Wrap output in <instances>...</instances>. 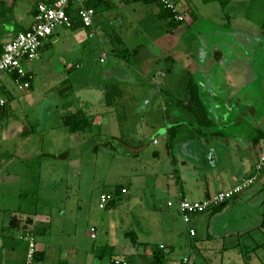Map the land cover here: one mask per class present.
<instances>
[{
    "label": "rangeland",
    "instance_id": "1",
    "mask_svg": "<svg viewBox=\"0 0 264 264\" xmlns=\"http://www.w3.org/2000/svg\"><path fill=\"white\" fill-rule=\"evenodd\" d=\"M34 1L26 0L25 3L33 5ZM174 1L179 3V0ZM182 1L197 15L198 23L193 24L185 14L186 22L169 28L159 19L156 5L125 4L117 0L115 10L96 12L91 30L62 26L54 29L53 35L43 43L40 58L26 64L34 73L31 90H18L9 74L3 77L9 81L16 100L9 101L8 116L4 117L3 125L0 123V230L6 213L38 214L30 218L31 222L28 217L18 216L13 221L28 232H47L35 236L38 249L46 252L41 264H110L116 257L130 264H147L153 258L145 254V249L155 253L163 243L178 244L167 239L172 230L183 231V242L191 245L186 223L176 211V190L170 174L166 140L160 139L166 130L152 127L155 123H164L167 113L161 95L157 94L149 77L174 67L171 75L164 73L162 85L165 82L164 93L175 92L179 99L187 97V85L192 80L209 87L208 79L197 74L196 53L205 44L202 33L211 34L213 26L227 33L235 28L263 32L264 0H232L226 8L213 0L210 3ZM186 6L181 7L182 12ZM115 16L122 22L121 26L112 24ZM25 18L22 30L33 22L30 15L26 14ZM135 50H138L136 55L133 54ZM150 50L158 52L159 64L153 61L148 53ZM191 50L195 59L188 57ZM165 55L171 57L167 62ZM232 55L211 74L216 86L211 92L220 103L230 96L233 109L220 111L217 106L206 105L210 113L215 112L216 123L211 131L197 132L196 138L202 139L204 149L210 148L213 139L216 140L213 134L219 131L225 138L236 137L237 140L229 145L231 149H244L254 134L264 133V73L259 74L264 59L254 61L249 56L239 60ZM124 63L131 67L126 71L135 76L136 82L124 83L126 73H123L124 82L113 83V76L122 72L112 70L113 65ZM254 65L256 69H253ZM189 71L193 73V79ZM233 86L237 89L233 90ZM112 87L119 92L114 98V107L106 102ZM65 88L71 89L63 93ZM92 91L93 100L94 97L97 100L86 105L84 98ZM28 97L33 98L34 105ZM202 99L204 102L209 100L204 92ZM79 110L91 117L99 115L104 119V125L99 127L102 120L97 122L95 129L87 131L78 144L72 145L67 140L68 130L62 116H70ZM50 117L51 122L48 121ZM241 121L253 129L240 125ZM47 123L53 126V132L45 130ZM21 126L26 129L17 131ZM162 127L166 128V124ZM191 130L187 125L185 132L192 135L195 132ZM13 134L18 137L10 149L6 140ZM158 139L159 142L155 141ZM214 148L221 147L214 145ZM261 148H264V140L259 144L258 149ZM16 149L19 152L15 155L9 152ZM156 153L160 156H155ZM203 169L200 171L206 178H202L208 182L210 171L207 166ZM104 195L112 196L114 204L101 209ZM198 199L194 197L193 201ZM169 202L175 207H168ZM10 215L6 217L7 225ZM137 222L142 223L141 228ZM6 230L5 234L21 250L29 246L21 239L24 233ZM127 232L137 233V246L125 236ZM150 232L153 237L148 236ZM2 235L0 231L1 238ZM102 248L108 252L100 259L96 253ZM218 252L208 251L207 258L214 264H227ZM191 258L193 262L197 261L195 254ZM23 261L25 263L20 258V262Z\"/></svg>",
    "mask_w": 264,
    "mask_h": 264
},
{
    "label": "crops",
    "instance_id": "2",
    "mask_svg": "<svg viewBox=\"0 0 264 264\" xmlns=\"http://www.w3.org/2000/svg\"><path fill=\"white\" fill-rule=\"evenodd\" d=\"M5 1L7 3V7H13L15 9V17L11 21L10 29L8 30V34L0 37V46L3 47L5 44L10 42L15 35L23 28V22L26 19V14L30 15L32 17L33 22L28 23L24 30L29 29L35 22V13L32 12L34 6L39 5L41 3L48 4L49 2L53 0H35L33 2V5H26L24 0H0ZM114 2L117 0H113ZM124 1V0H122ZM177 2V1H176ZM232 2V1H231ZM230 2V3H231ZM179 3L181 7L186 6V3L182 0H179ZM187 8L189 6H186ZM26 14H24V11ZM187 9L185 8V11ZM113 18V16H112ZM187 20V18H186ZM185 20V22H186ZM118 18H114L113 23L117 27L122 25V22H117ZM198 23V17L197 21L193 24ZM219 27V26H218ZM85 28V27H84ZM213 31L211 34H208L209 32H203L202 37L205 42V46L211 45L216 47L217 49L221 48L217 47L219 46L218 43L223 37L228 36L229 34H238V33H244L248 36H256L260 37L263 32H256L251 30H244L240 28L232 29L229 33L221 31L222 28H217L213 26ZM23 30V31H24ZM197 41H200L199 39ZM202 42V41H201ZM198 43V42H197ZM44 48V47H43ZM43 48L41 49V52L43 51ZM207 48V47H206ZM203 51V50H202ZM40 52V54H41ZM138 53V52H137ZM151 54V57L154 59V62H157V58H159L158 52L150 50L148 52ZM193 50H191L188 54L190 57L192 56ZM232 57H236L235 53L233 51ZM229 54V55H231ZM168 57L167 55H165ZM163 56V58H166ZM227 56V55H225ZM40 58V57H39ZM104 58H106L104 56ZM171 58V57H170ZM169 57L167 58L166 62L169 61ZM229 58V57H228ZM237 59V58H236ZM104 60H102L103 62ZM242 61V60H241ZM245 61V60H243ZM160 62V61H159ZM159 62H157L159 64ZM175 63V61H174ZM251 64V63H250ZM28 65V64H27ZM126 66V67H125ZM123 67V68H121ZM131 68L127 64H117L113 65V69H119L122 72L116 73L115 76H113V83L115 81H123V78L121 75L123 73H126L125 82L124 83H133L136 82L134 79V75L127 74L126 71L128 68ZM27 71L29 72L30 77L32 78L31 87L30 89L25 90H31L34 81V73L29 67H27ZM125 70H122L124 69ZM255 67H253L254 69ZM256 69V68H255ZM161 70V69H160ZM110 71V70H109ZM106 74L108 75V72ZM116 71V70H115ZM160 72V71H159ZM173 68H169L166 71H161L158 75L154 74L151 75L150 81L155 84V89L158 90L159 88L163 89V86L165 87L166 84L163 82L162 85V78L164 77V73L167 75H171L173 73ZM176 74H179L178 72H175ZM252 73L256 74L254 70H252ZM129 75V76H128ZM157 75V76H156ZM147 77V76H146ZM10 81H15L16 85L17 82L14 79L12 75H9ZM158 82V84L156 83ZM8 80L2 79V87L0 92V123L3 125L2 121L4 120V117L1 115V100L4 99L6 101V105L9 104V101L16 100L15 94L13 93L12 89L10 88L8 84ZM160 84V85H159ZM214 85V83H213ZM18 87V85H17ZM216 88V86L214 85ZM169 88V87H168ZM18 90L19 87L17 88ZM71 88H65L63 90V93L65 91H69ZM233 90H236L237 88L233 86ZM173 91V90H172ZM69 93V92H68ZM98 93V91H97ZM166 94V93H165ZM214 94V92H213ZM93 91L90 93H87V98H84V103L86 105L94 104L97 99L93 100ZM100 94H98L99 96ZM166 96V95H165ZM168 97H171L174 99L173 103L180 104V102L184 99H179L176 97L175 92L174 93H168ZM210 95L207 96L209 98ZM206 98V100H207ZM215 99V105L221 109H230L232 110V102L227 98L224 101H217L218 97L214 95L213 97ZM165 99L162 96V100ZM186 99V98H185ZM28 101L31 102L32 105H34L33 98L28 97ZM33 101V102H32ZM151 101V100H150ZM204 102V101H203ZM34 103V104H33ZM213 102H204L207 106H210V104ZM148 104V103H147ZM150 104V102H149ZM212 105V104H211ZM221 105V106H220ZM251 115L254 114L252 110ZM249 111V113H250ZM165 116L164 123L166 124V128L162 127V124H154L152 127L154 129H165L166 134L161 137L160 139L166 140V144H168V135L169 130L176 124H180L181 126L189 125L187 118L184 117L183 119H177L176 116L170 115L168 112ZM215 112L210 113L211 118H213V115ZM52 116V115H51ZM49 117V116H48ZM95 119L91 120L93 122L92 124V130L96 128L97 122L99 123V127H102L104 125V119H101L99 115L94 116ZM52 117L49 118V122L52 121ZM65 116H62V122ZM186 119V120H185ZM249 130H252L250 125L247 124L244 121L240 122V125H244ZM23 126L17 128L22 129ZM187 128V126H186ZM186 128L182 129L184 132H181V139L180 141V149H173L172 151H169V157H170V174L172 177V180L175 184V190H176V201L178 202L180 199H194V197H198V200L194 201H201L206 198H209L210 196L221 192V191H227L242 182L243 180L247 179L253 174V170L258 164L259 161V155L260 153L264 152V148L258 149L259 144L253 143V137L249 138V141L246 142L244 149H231L229 145H231V142H235L236 137L233 138H225V135L221 137L215 138V142L213 143L215 146L219 143V145H224L230 148V149H215V152L213 151L212 146L210 148L204 149L202 146L199 148V144L197 143V138L192 137L186 138L190 134H187ZM26 129V126L25 128ZM45 130L49 131L51 130L53 132V126L47 125L45 126ZM91 130V131H92ZM25 131V130H24ZM27 131V130H26ZM30 132H28L29 134ZM86 133H69L68 131V142H70L72 145L78 144L80 142V139L82 136H84ZM102 134V131H101ZM115 135H113L110 138H113ZM18 137L16 134L10 135L6 142L10 145V149H12L11 145H13L14 139ZM160 139L155 141H160ZM195 139V144L193 143V140ZM72 141V142H71ZM251 142V143H250ZM158 144V143H157ZM156 144V145H157ZM213 145V146H214ZM250 147V149H247ZM253 147L254 149H251ZM8 149V148H7ZM12 153V155H15L19 152V150L16 149V151H9ZM255 153V156L253 154ZM158 153L155 154L157 156ZM159 155V154H158ZM211 155L218 156V161H216V158L213 157V159L210 158ZM160 156V155H159ZM205 166L208 167V171L210 174L209 181L206 182L205 175H202V172L200 171V168L203 169ZM204 170V169H203ZM205 177V178H202ZM260 185H263L261 189H257L260 187ZM170 189H168L169 191ZM198 192V193H197ZM177 211V210H176ZM178 212V211H177ZM7 214L10 215V221L9 225H7ZM15 216L20 217H29L28 215H22L20 213H6V219L4 218L2 221V231L3 235L2 238L0 237V252L2 254V258H0V264H23L20 262V258L25 260L24 264H27L28 261V252H29V246H27L24 249H20L17 244L13 243V239L9 238L7 236V230L15 229L20 234L26 233L28 234V229H25V227L18 225V223L13 224V219L16 218ZM138 223V222H137ZM16 224V225H15ZM171 227H174L173 222H170ZM16 227V228H15ZM138 227H142V223H138ZM187 231L191 238V245L188 246L185 242L182 240V236L184 235L183 231H176L172 230L167 234V239L170 241H176L178 244H161V246H166L168 248H174V253L171 254L167 260V264H180L181 260L184 257L191 258L192 254H195L197 257V261L192 262L193 264H214L213 261L209 258H207L208 251H219L218 253H221L223 255V260L227 264H264V171L257 183L254 184L253 187L243 192L241 195L237 196L233 200H231L229 203H227L224 207L221 208L220 211L214 212L213 210L199 216L193 217L191 222L189 224H186ZM191 230H194L196 232V236L191 235ZM6 233V234H5ZM25 234V235H26ZM153 234L150 232L148 234L149 237H153ZM22 238V236H21ZM26 241V240H25ZM27 242V241H26ZM38 246V242H37ZM125 248H123L124 250ZM22 252H21V251ZM145 254L152 255V260H150L147 264H155V255L152 251H149L148 249H145ZM18 254H22L21 257H18ZM227 259V261H225ZM125 260V259H122ZM128 264H130L127 260H125ZM112 262V259L110 260ZM41 264V263H39ZM111 264V263H110ZM224 264V263H223Z\"/></svg>",
    "mask_w": 264,
    "mask_h": 264
},
{
    "label": "built area",
    "instance_id": "3",
    "mask_svg": "<svg viewBox=\"0 0 264 264\" xmlns=\"http://www.w3.org/2000/svg\"><path fill=\"white\" fill-rule=\"evenodd\" d=\"M84 0H53L51 4L41 3L37 7V14L35 16L34 24L25 32L19 33L10 42L5 44L0 53V92L2 87V79L5 75H18L20 79H26L20 82L16 81L20 90L30 88V81L32 78L27 71L26 64L38 60L43 43L54 33V29L58 26L71 28L72 19L68 14V8L72 4H77L82 7L80 12L81 20L85 27L93 28L95 11L83 8ZM166 9L174 11L178 21L186 19L185 11H181L180 3L174 0H161ZM6 101L1 100V105ZM264 171V153L260 156L258 164L256 165V172L250 177L243 180L233 188L227 191H221L212 195L208 199L201 201H192L189 199H180L177 202L176 209L183 217L186 224H189L193 217L206 214L224 203L230 202L237 196L241 195L246 190L250 189L257 183ZM112 196L104 195L101 200V209H105ZM168 207H175L173 202L168 203ZM191 235L196 236V232L191 230ZM95 237V236H93ZM29 243L28 261L27 264H35L34 256L38 251L37 239L35 236L22 237ZM161 249L166 253L169 252L168 247L161 246ZM111 264H128L121 259H115ZM180 264H193L191 258L184 257Z\"/></svg>",
    "mask_w": 264,
    "mask_h": 264
},
{
    "label": "trees",
    "instance_id": "4",
    "mask_svg": "<svg viewBox=\"0 0 264 264\" xmlns=\"http://www.w3.org/2000/svg\"><path fill=\"white\" fill-rule=\"evenodd\" d=\"M211 1L210 0H204L205 3H210ZM213 1H218L222 8H226L232 0H227V1L213 0ZM124 2H125V4L143 3L147 6L156 5L159 8V13H158L159 19L162 22H165L169 28L177 27V26H179L185 22V20L184 21H178L176 19L177 14L172 10L166 9L161 0H124ZM51 3H52V1L49 2L48 4H51ZM82 6H83V8H88V9L95 11V15H96V12L99 11L100 9L109 12V11H113L117 8V6L113 0H84ZM37 7H38V5L34 6V8L32 10V12L35 13V16L37 14ZM81 9H82V7H80L77 4H72L68 8V14H69L70 18L72 19V27H71L72 29L85 27L82 20H81V17H80ZM186 9H187L185 11V12H187L186 14L190 17L191 21L193 23H195L197 21V15L192 12L190 7L186 8ZM14 17H15V9L13 7L8 8L7 3L5 1H1L0 2V37L8 34V30H6V29H10V25L12 22L11 20L14 19ZM85 28H87V27H85ZM88 29L91 30L92 28H88ZM27 30L23 31L21 29L15 35V37L19 33L25 32ZM2 48L3 47L0 46V53L2 52ZM128 51L129 50H127L126 52H128ZM137 52H138V50L137 51L135 50L133 52V54L135 53V55H136ZM13 77L16 81L19 80L20 82L26 80V79H20L19 76L16 74L13 75ZM29 81H30V87H31L32 80H29ZM118 93L119 92H118L116 87L111 88V90L106 95V102H107L108 106L114 107V98L116 97V95H118ZM187 96H188V99L182 100L179 104V107L182 108L184 111H186L189 115L188 117L191 118L195 122V124L197 125V127L199 129V133L203 134V131H211L213 129L212 126L216 123V121L211 118L210 112L207 110V106L203 102L201 89L195 83L194 80L190 81V83L187 85ZM6 107H7V105L4 104V105H2V108H1V115L3 117L8 116V113H7L8 111H7ZM94 119H95L94 116L91 117L89 115H86L84 110H79L78 112H76L70 116L65 117L63 119V122H64L65 128L70 133L77 134V133H86L89 130L91 131L92 130V124H93V122L91 120H94ZM180 127H181L180 124H176L175 126L170 128V130H169L168 144H167V148L169 151L173 150L172 148L178 140V131H179ZM213 135H214V138L223 136V134L220 131H219V133H214ZM111 139H113V138H111ZM262 140H264V133L262 131H259L257 134H254V137H253V143L254 144L257 145ZM206 199H208V198H206ZM227 203H229V202H227ZM227 203H224L218 207H215L213 209V211L214 212L220 211L221 208L224 207ZM112 204H114L113 198L108 205H112ZM37 215L38 214H33V215L29 214L28 215L29 216L28 222H31V219H30L31 217H35ZM14 223H16V222L13 221V224ZM46 233L47 232H45V231H39V230H35L34 232H28V234L32 235V236L46 235ZM25 234H24V237H26V235H27V234L26 235ZM125 236L131 240V243L133 246H137L139 244V240H138L136 232H127L125 234ZM168 250H169L168 253H166L162 249H159V252L154 253L155 260H156L155 264H167V260H168L169 256L174 253V248L171 247V248H168ZM107 252H108V249L102 248L100 252L96 253V257L103 259L107 256ZM45 256H46L45 250L38 249V251L35 253V256H34V263L35 264L42 263L43 260L45 259ZM115 259H121V258H118V257L112 258V262H114Z\"/></svg>",
    "mask_w": 264,
    "mask_h": 264
},
{
    "label": "flooded vegetation",
    "instance_id": "5",
    "mask_svg": "<svg viewBox=\"0 0 264 264\" xmlns=\"http://www.w3.org/2000/svg\"><path fill=\"white\" fill-rule=\"evenodd\" d=\"M261 34L262 35L260 37L251 36V35L248 36L247 34H244V33H238L237 35L236 34H229L228 36L223 37L224 39L219 41V43H218L219 46H217V47L221 46V48H219V49H217L214 46H212L210 48V46L209 47L205 46V44L201 45V47H200L201 49L198 51V53H196L198 56L197 57L198 65H197V63H196V65L199 68V70H197V74L201 73V75H203V77L205 79H208L210 86L206 87L203 84V82L199 83V81H197V85L201 89V94H202V92H204L206 94V98L208 95H210V97L208 98L209 100H207V102L208 103L213 102V103H211L212 105L210 104L209 107H212L213 105H215V102H214L215 99L213 98L214 94L211 92V89L214 87V85H213L214 82L211 79V74L214 72V70L216 69V67L219 64H223L224 62L227 61V59H228L227 57L228 56L230 57V55H227V52L229 54H231L234 51L236 58H239V60L243 59V58H247L249 56L254 58L255 59L254 61H259L261 58L264 59V33H261ZM225 55H227V56H225ZM192 56L193 57H190V55H189L188 57L191 59H195L194 52L192 53ZM172 68L174 71L175 70L174 67H172ZM255 68H257V66H255ZM258 68H260V67H258ZM263 73H264V66H262L259 69V74L262 75ZM189 74H190V76H192V79H193V77H194L193 73L191 71H189ZM158 93L161 95L160 100H161L162 105L164 106V111L168 112L170 115L172 114V115L176 116L177 119H181V118L183 119L184 117H186L188 122L190 123L189 127L192 128L191 131L195 132L194 134H192V136L194 138H196L197 132L199 133V129H198L197 125L195 124V122L191 118L188 117L189 116L188 113L186 111H184L182 108H180L179 104L173 103L176 101H174V99H172L171 97H168L167 94H165L162 89L161 90L158 89L157 94ZM162 96L165 99L162 100ZM187 99H188V96L184 100H187ZM155 124H158V123H155ZM186 126L187 125L180 127V129L178 131V133H179L178 140L172 149H180L179 147H180V144L182 142V141L180 142V140L183 139L180 137L181 136L180 134L182 131L184 132V130H182V129L183 128L185 129ZM192 136L190 134L186 138H190ZM195 142L196 141L194 139L193 143L195 144V146L197 143L199 144V148H201L203 146L202 145V139H198L197 143H195ZM213 143H214V139L211 143L212 145L211 144L210 145L213 146L214 145ZM215 144H218L217 146H220L221 147L220 149H230L228 147V145L224 146L221 144L219 145V143H215ZM215 149H217V148H215Z\"/></svg>",
    "mask_w": 264,
    "mask_h": 264
},
{
    "label": "water",
    "instance_id": "6",
    "mask_svg": "<svg viewBox=\"0 0 264 264\" xmlns=\"http://www.w3.org/2000/svg\"><path fill=\"white\" fill-rule=\"evenodd\" d=\"M213 151L215 152V148L213 149ZM213 157L216 158V161H218V156H216V155H214V156L211 155V156H210L211 159H213Z\"/></svg>",
    "mask_w": 264,
    "mask_h": 264
}]
</instances>
